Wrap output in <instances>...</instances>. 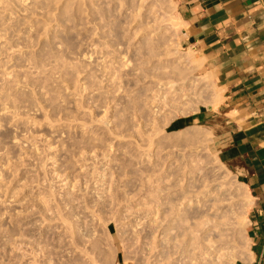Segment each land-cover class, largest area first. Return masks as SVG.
Instances as JSON below:
<instances>
[{"label":"rangeland","instance_id":"rangeland-1","mask_svg":"<svg viewBox=\"0 0 264 264\" xmlns=\"http://www.w3.org/2000/svg\"><path fill=\"white\" fill-rule=\"evenodd\" d=\"M175 16L173 0H0V264H27L5 241L38 232L59 251L65 219L95 234L80 237L96 264H154L198 184L219 207L208 240L243 258L245 184L218 159L222 128L181 122L216 85Z\"/></svg>","mask_w":264,"mask_h":264},{"label":"crops","instance_id":"crops-1","mask_svg":"<svg viewBox=\"0 0 264 264\" xmlns=\"http://www.w3.org/2000/svg\"><path fill=\"white\" fill-rule=\"evenodd\" d=\"M173 1L183 22L181 45L194 51L222 96L216 109L203 107L181 122L214 121L222 128L218 159L251 197L250 254L235 264H264V1Z\"/></svg>","mask_w":264,"mask_h":264},{"label":"bare ground","instance_id":"bare-ground-1","mask_svg":"<svg viewBox=\"0 0 264 264\" xmlns=\"http://www.w3.org/2000/svg\"><path fill=\"white\" fill-rule=\"evenodd\" d=\"M175 19L178 21L180 25L179 27L181 28L182 23H183L181 18L179 16L178 17L175 16ZM173 23L175 24V22ZM178 45L179 44L177 43L176 46ZM190 50L192 51V55H190L191 51H189V54H187V56H190L192 59L193 58L195 59L193 55L194 54L193 50L191 48ZM201 79L205 80L206 82L209 79V76L204 75ZM171 83H174V82H171ZM169 87H174V84H170ZM221 101H222V96H221L220 89L215 86L212 91V101L208 105V108L216 109ZM201 163H204V161H201ZM201 170L202 168H199L197 170V173L200 174ZM200 186H202V188L199 190ZM205 188H206V185L198 184V186L192 188L190 191L185 190V191H181L178 193L177 201L179 203L175 204L174 206L175 207L178 206V208H176L177 216H183V219L180 223L175 224L178 227L174 228L176 229L177 233L175 237L173 238L171 237L172 243L166 246L167 248L164 251L165 254L161 253V259H157V261H155L154 264H163L167 260L171 259V257L175 254H177V257L171 262V264H235L236 250H234L233 247L228 249L229 247L225 246L227 245V243L222 242V241L218 242V240H213L210 242L207 238L206 231L210 229L209 223L212 224V220L208 219L204 215L206 214V210L211 209V207H208V206H212V207L217 206V208L219 207H218V204H215V203L211 205H208L205 203V196L207 194V191ZM243 197L244 199H246V202L249 205L251 197H250L248 187L246 185H244ZM194 198L195 199L198 198L196 199L198 207L191 208V209L184 208V207L179 208L184 200L189 202V201H192ZM41 222L43 223L44 220ZM61 223H62L61 226L59 225L55 226L58 229H60V232H63L62 238L58 240L59 243L54 247L56 249L58 248L59 251H52L51 250L52 248H50V246L45 245L49 247L47 248L44 245H42V242H44L43 241L44 234H42L41 232H38L37 235L34 236V239L31 241L24 242L20 240V241L10 242L6 240L5 242L10 247L19 250L18 252L22 251L21 255L22 257H25L24 263H27V264H96L95 260L97 258L94 260V258L92 257L93 255L90 252H88V249L85 248L84 245L82 246L83 243L81 242L82 236L85 237L87 235L86 236L87 238L92 233H90L89 235L88 234L85 235L83 232H81V234L78 235L75 229L70 227V223L68 222L67 219H65ZM191 223L193 224V226H197L198 229L191 230V227H190V225H192ZM246 224H247V220H246L245 215H241L240 217H238L237 226L239 227L241 231H243V235H244V242L242 243L240 247L241 248L240 250L244 253L243 260L247 258L248 254H250L249 239L245 235ZM219 226H220L219 224H216L214 228H217ZM80 231L78 230V232ZM193 231H200L201 233L199 236L192 235ZM86 232L87 231H85V233ZM93 235L95 236V234ZM93 235L92 236L90 235L91 236V237L89 236L90 239L89 238L87 239L90 241ZM167 235L168 233L164 232V236H167ZM168 238L169 237L166 238L167 242L170 240V238L169 239ZM24 247H28V249H24ZM94 247L95 246H93L92 248ZM195 250H196V253L194 252ZM53 252L54 253L59 252V254L61 252V254L59 256L57 254V257L54 258L52 257V255L54 254ZM73 255L75 256V258L71 257ZM186 258L187 260L183 261V259H186ZM44 259L45 260L47 259V261L45 262Z\"/></svg>","mask_w":264,"mask_h":264},{"label":"built area","instance_id":"built-area-1","mask_svg":"<svg viewBox=\"0 0 264 264\" xmlns=\"http://www.w3.org/2000/svg\"><path fill=\"white\" fill-rule=\"evenodd\" d=\"M264 1V0H263Z\"/></svg>","mask_w":264,"mask_h":264}]
</instances>
